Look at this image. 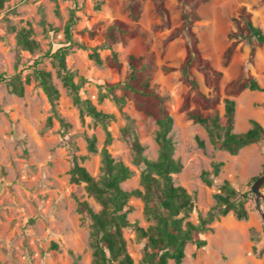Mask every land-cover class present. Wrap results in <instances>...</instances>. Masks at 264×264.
I'll use <instances>...</instances> for the list:
<instances>
[{
	"label": "rangeland",
	"instance_id": "374dc122",
	"mask_svg": "<svg viewBox=\"0 0 264 264\" xmlns=\"http://www.w3.org/2000/svg\"><path fill=\"white\" fill-rule=\"evenodd\" d=\"M140 1L139 21L129 15L128 0H7L0 8V74L21 72L25 78L32 74L35 60L42 59L40 66L51 71L61 92L58 114L68 124L64 127L54 115L47 95L34 78L26 85L23 97L11 93L6 83H0V264H91V220L79 210L78 200H88L96 210L100 205L88 195L84 183L71 182L70 169L77 161L100 178V152L109 132L110 153L134 171L122 183L123 188L141 187L143 167L134 163L130 140L137 135L145 146L144 154L156 159V120L139 110L133 98L117 100L106 84L122 81L128 69V56H143L148 49L154 53L157 64L152 83L159 85L158 92L174 117L171 134L176 141L175 156L183 163L181 172L174 174L175 183L186 187L195 198L191 219L197 223L207 215L224 180H229L241 193L250 191L245 202L248 218L239 219L234 211L219 216L209 224L211 230L201 234L207 244L199 248L188 243L186 257L180 264H264V205L252 192L254 178L264 173V142L252 143L231 155L212 143L201 124L185 118L181 110L183 101L195 90H191L181 69L168 74L162 71L163 65L179 68L187 54L186 35L169 40L171 32L183 24L178 0H165L170 25L162 27H158L162 18L155 9L156 0ZM242 5L253 13L255 24L264 31V0H209L196 9L200 18L194 25L202 55L224 72L220 81V114L224 113L225 97L236 101L235 132L248 130L252 119L264 126V91L245 90L237 96L226 92L232 79L248 71L264 86V45L257 46L256 56L250 60V43L243 40L229 64L224 65V53L234 30L233 17ZM72 14L70 41L65 25ZM114 19L130 27L139 26L146 33L148 49L138 35L126 37L112 49L106 48L105 30ZM22 28L32 29L31 38L39 43L35 52L18 43ZM64 46H69L68 68L85 78L81 96L112 114L110 120L98 122L82 115L74 104L56 63L45 55ZM112 51L122 63L120 72L108 62ZM192 71L199 89L209 93L211 87L206 85L203 73L196 68ZM116 94L122 96V91L117 89ZM195 106L193 103L192 107ZM126 129L131 136H125ZM92 135L97 138L98 153L88 150L87 137ZM198 139L205 141L204 148L199 146ZM218 162L223 165L216 176L213 169ZM204 172H208L212 184L204 180ZM130 203L134 206L128 216L131 223L147 227L150 222L144 217L143 202L134 197ZM124 235L135 264H143L145 240L137 237L133 227L126 228ZM169 264L177 263L170 260Z\"/></svg>",
	"mask_w": 264,
	"mask_h": 264
},
{
	"label": "trees",
	"instance_id": "16d2710c",
	"mask_svg": "<svg viewBox=\"0 0 264 264\" xmlns=\"http://www.w3.org/2000/svg\"><path fill=\"white\" fill-rule=\"evenodd\" d=\"M5 1L7 0H0V8L4 6ZM208 1L178 0L183 24L171 32L169 40L186 35L187 54L179 68L163 65L162 71L168 74L181 69L191 90H195L194 94L189 92L183 101L181 110L185 118L201 124L217 148L226 150L231 155H237L242 148L252 143L264 142V126L252 119L248 130L235 132L236 101L230 97L224 98V113L220 114L218 109L221 102L220 81L224 72L202 55L199 38L194 31V25L200 18L196 9ZM128 9L131 18L139 21L142 15L141 1L128 0ZM155 9L162 18L158 27L169 26L170 13L165 0H156ZM73 17L74 14L65 25V32L70 41ZM233 23L234 30L230 33L231 43L224 53L225 66L229 64L236 48L243 40L250 43V60L255 58L257 46L264 45V31L255 24L253 13L246 5L238 9L233 17ZM32 32V29L22 28L17 38L23 49L35 52L39 43L31 38ZM137 35L142 37L148 49L146 33L139 26L130 27L126 22L114 19L105 30L104 46L112 49L117 42ZM68 53L69 46H64L45 55L56 63L62 83L72 96L74 104L79 107L81 114H87L98 122L110 120L113 118L112 114L98 109L91 99L81 96L80 89L85 78L68 68L66 62ZM95 57L98 62L101 61L98 54ZM107 59L111 67L121 71L122 63L115 51H112ZM41 63L42 59H36L32 74H28L25 78L21 72H15L12 75L0 74V83H6L11 93L23 97L26 85L34 78L47 95L54 115L66 127L68 124L59 116L57 108L61 92L53 80L51 71L41 67ZM193 68L203 73L206 85L211 87L209 93L199 89ZM156 69L155 55L149 49L143 56L130 54L124 79L106 84L108 91L114 94L117 100H123L125 97L133 98L139 110L152 115L156 120L158 128L155 140L159 146L156 159H150L144 154L145 146L137 135L134 134L130 140L134 152V163L143 167L140 176L141 187L131 190L123 188L122 183L130 179L134 171L122 161L115 160L110 153L107 148V145L112 142L109 132L106 144L100 152L102 159L100 178L93 176L84 165L77 161L70 169L71 182L84 183L88 195L100 205V209L96 210L88 200H78L79 210L85 212L91 220V264H135L134 258L128 251V243L124 235V230L130 227L135 229L140 240H145L141 258L143 264H169L170 260L180 264L186 257L188 243L195 244L199 248L207 244V240L202 238L201 234L211 230L209 224L219 216H226L234 211L239 219L248 218L245 202L250 191L241 193L229 180H224L219 192L215 194L216 203L207 215L200 218L197 223L191 219L195 208V198L186 187L175 183L174 174L181 172L183 163L175 156L176 141L171 134L174 117L166 106L164 96L158 92L159 85L152 83ZM76 76L79 77L78 82L75 81ZM117 89L122 91V96L116 94ZM245 90L264 91V86L249 71L240 73L226 86V92L231 96H237ZM193 103L196 104L195 107H192ZM205 111L209 112L205 113ZM49 121L51 123V119ZM124 131L126 137L131 136L127 129ZM87 142L88 150L91 153H98L96 136H88ZM198 144L202 148L205 147V141L202 139H198ZM222 165V162L214 164V175L217 176L220 173ZM203 177L208 184L213 183L208 177V172H204ZM134 197L143 202L144 217L150 222L147 227L139 225L138 222L131 223L129 220L128 216L134 209L130 200Z\"/></svg>",
	"mask_w": 264,
	"mask_h": 264
},
{
	"label": "water",
	"instance_id": "95a60500",
	"mask_svg": "<svg viewBox=\"0 0 264 264\" xmlns=\"http://www.w3.org/2000/svg\"><path fill=\"white\" fill-rule=\"evenodd\" d=\"M263 187H264V173L262 175H260L252 185V192L256 195V197L259 201L263 202V205H264ZM261 216H262L263 221H264V210L261 211Z\"/></svg>",
	"mask_w": 264,
	"mask_h": 264
}]
</instances>
